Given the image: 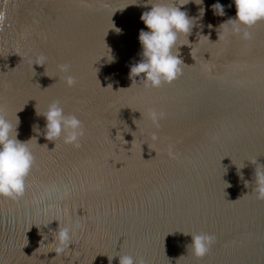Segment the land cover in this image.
I'll return each mask as SVG.
<instances>
[{
    "label": "water",
    "instance_id": "water-1",
    "mask_svg": "<svg viewBox=\"0 0 264 264\" xmlns=\"http://www.w3.org/2000/svg\"><path fill=\"white\" fill-rule=\"evenodd\" d=\"M157 2L0 0V109L18 117V140H37L24 195L0 198V264H264V199L252 191L264 167V21L249 40L225 39L232 0L184 5L197 19L182 74L148 89L129 72L141 14ZM54 101L82 121L79 148L44 139L36 110ZM59 225L73 235L56 255ZM189 234L214 237L203 258L187 253Z\"/></svg>",
    "mask_w": 264,
    "mask_h": 264
},
{
    "label": "clouds",
    "instance_id": "clouds-1",
    "mask_svg": "<svg viewBox=\"0 0 264 264\" xmlns=\"http://www.w3.org/2000/svg\"><path fill=\"white\" fill-rule=\"evenodd\" d=\"M190 2L196 5L203 4V0H179V3L160 0L151 4L150 11L141 14L140 20L147 31L141 29L139 32L141 59L130 67L129 78L132 82L143 81L145 88L156 89L165 83L173 82L182 74L181 66L185 62L179 55V49L193 44L187 37L191 34L197 19L189 17L186 11L181 10V7ZM232 4L236 10L235 17L219 25L224 38L238 35L243 40L251 39V33L247 29L264 21V0H232ZM211 10L214 15H225L224 6L220 3H214ZM204 11V8L200 7L199 19H202ZM181 36L185 38V42H180ZM189 54L191 56L194 53L190 51ZM109 56V61H113L114 57ZM40 59L41 63L38 66L44 67L45 58ZM60 71L66 74L64 82L68 87L76 84V79L67 74L70 72L69 65H60ZM36 113L45 120L44 139L51 142L62 139L67 145L80 147V139L84 136L83 123L75 115H65L58 101L50 103L42 112L36 110ZM15 117L13 123L0 109V198L10 200L21 198L26 191V181L35 164V157L29 144L32 141L37 144L35 137L23 142L17 139L19 119L16 114ZM162 117L163 113H157L155 110L150 112L153 123H157ZM33 130L40 134L35 126ZM153 138L155 139V135ZM254 185L252 191L256 193L258 199H264V167L262 166L259 171L255 169ZM54 233L55 236L50 242L55 246L52 252L56 255L63 254L72 245L73 229L70 226L59 225ZM189 235L191 243L187 245V253L190 252L198 259L203 258L208 253L214 237L207 234ZM106 256L109 264L117 257L119 264H142V261L138 262L129 255Z\"/></svg>",
    "mask_w": 264,
    "mask_h": 264
}]
</instances>
